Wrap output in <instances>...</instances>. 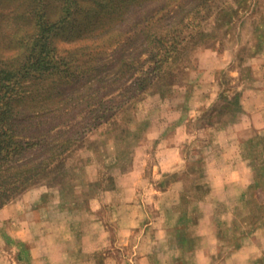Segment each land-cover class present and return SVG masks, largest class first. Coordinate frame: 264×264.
Returning a JSON list of instances; mask_svg holds the SVG:
<instances>
[{"label":"rangeland","instance_id":"374dc122","mask_svg":"<svg viewBox=\"0 0 264 264\" xmlns=\"http://www.w3.org/2000/svg\"><path fill=\"white\" fill-rule=\"evenodd\" d=\"M29 1L0 0L7 114L41 145L0 207V264H234L254 245L264 264V9Z\"/></svg>","mask_w":264,"mask_h":264},{"label":"trees","instance_id":"16d2710c","mask_svg":"<svg viewBox=\"0 0 264 264\" xmlns=\"http://www.w3.org/2000/svg\"><path fill=\"white\" fill-rule=\"evenodd\" d=\"M208 1L209 0H197V7H204V5L208 3ZM29 2L31 3L32 0H30ZM88 2H94V0H89ZM64 4H66L67 7H64L65 5L63 6L62 13L69 12L68 15L73 16L75 13L73 11L72 5L76 4L75 6L77 7L78 1L72 0L70 3V0H66L64 1ZM239 5L243 12L250 11L251 13H249V15H252L254 13H260L259 11L261 9H264V0H239ZM35 8L39 9L43 13H39V11H37L34 14V11H32L33 15L37 17L36 21L38 23V25L36 26L37 33L35 34L36 36L34 35L35 38L33 41H45L41 48V56L44 57L47 68L51 66L53 61L57 62L55 61L53 54L51 55V44L48 43V41H50V37L48 34L46 35L44 33V31H49V29L46 28L49 23L47 18L48 14L45 13V7L43 4L39 6L37 4V7ZM260 14L261 17L254 20L255 27L253 38L256 36V30H258V28L261 29L262 26L264 27V13ZM244 16H241L242 20H245L247 18ZM58 22L59 20L57 19L53 23L56 24ZM41 30H43V32ZM31 36L33 37V35ZM164 49V52L168 54L170 50L178 51L179 47L173 46L172 49L171 47H164ZM239 50L241 51L243 50V48L241 47ZM48 61H51L49 62L50 66L48 64ZM158 62V70H161L163 68V64L160 61ZM12 65L13 63L0 59V207L6 202V200L9 199L12 192L22 188L31 178L29 177V173L32 172L26 173L24 170H20V167L27 163L24 160L29 159V157L31 156V149L34 150L38 145L37 142H33L36 131H28L26 126L24 127V125L20 129H15V124L12 121L13 115L7 114L9 113L7 110L8 101L3 99V95H6L9 92L8 89L10 87L11 79L15 74V68L12 69Z\"/></svg>","mask_w":264,"mask_h":264},{"label":"crops","instance_id":"0c3cea01","mask_svg":"<svg viewBox=\"0 0 264 264\" xmlns=\"http://www.w3.org/2000/svg\"><path fill=\"white\" fill-rule=\"evenodd\" d=\"M126 176H128V175H126ZM166 192L167 191H164L163 193H166ZM257 232L258 231H256L255 234H257ZM255 247H256L255 245L253 248L242 246L241 248L236 249L232 253V255L236 258L235 261H233L234 264H246L249 261V259H251V257L259 256L262 251H261V249L258 250Z\"/></svg>","mask_w":264,"mask_h":264}]
</instances>
